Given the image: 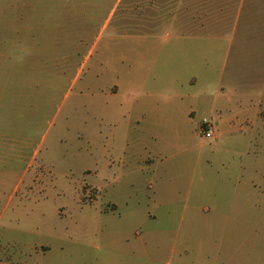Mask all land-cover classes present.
I'll use <instances>...</instances> for the list:
<instances>
[{"label": "rangeland", "instance_id": "1", "mask_svg": "<svg viewBox=\"0 0 264 264\" xmlns=\"http://www.w3.org/2000/svg\"><path fill=\"white\" fill-rule=\"evenodd\" d=\"M18 259L264 264V0H0V262Z\"/></svg>", "mask_w": 264, "mask_h": 264}, {"label": "crops", "instance_id": "2", "mask_svg": "<svg viewBox=\"0 0 264 264\" xmlns=\"http://www.w3.org/2000/svg\"><path fill=\"white\" fill-rule=\"evenodd\" d=\"M220 89L222 90V87ZM208 102L209 101H205V100H202V102H200V100L194 101L193 106L189 108V115H193L195 113V109H198V107H199L201 109H209L210 113L215 112V113L219 114L221 117L222 116V106H217L218 107L217 108L215 106V104H212V103L209 104ZM216 126H219V124L217 123ZM220 128H221V124H220ZM153 163L154 162H152L150 164L151 166H146V167L148 169H151L152 166L154 165ZM144 169H146V168H144ZM148 169H146V170H148ZM0 264H2V263L0 262ZM4 264H13V263H4ZM15 264H20L19 259H18V263H15Z\"/></svg>", "mask_w": 264, "mask_h": 264}, {"label": "built area", "instance_id": "3", "mask_svg": "<svg viewBox=\"0 0 264 264\" xmlns=\"http://www.w3.org/2000/svg\"><path fill=\"white\" fill-rule=\"evenodd\" d=\"M214 126H216V123L210 119L203 118L199 124V133L206 139L212 138Z\"/></svg>", "mask_w": 264, "mask_h": 264}]
</instances>
